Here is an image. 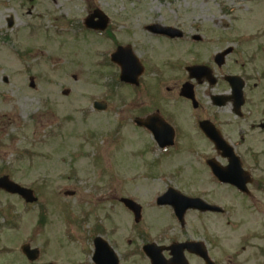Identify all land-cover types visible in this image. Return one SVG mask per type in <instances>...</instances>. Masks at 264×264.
<instances>
[{
	"label": "rangeland",
	"instance_id": "rangeland-1",
	"mask_svg": "<svg viewBox=\"0 0 264 264\" xmlns=\"http://www.w3.org/2000/svg\"><path fill=\"white\" fill-rule=\"evenodd\" d=\"M30 7L34 8L29 15ZM98 7L109 15L113 27L111 37L105 40L81 27L86 15ZM11 15L15 16L13 29L7 26ZM151 23L183 24L187 35L209 32L217 43L195 50V47L189 49L188 43L147 42L149 34L143 31ZM198 27L202 28L198 30ZM120 34L123 35L119 38ZM244 34L256 35L245 49L247 55L256 53L254 60L242 68L241 57L238 64L230 62L226 70L244 71L258 78L264 73V0H34L33 4L28 0H0V115L11 118L10 122L0 117V170L9 171L23 184L39 188L42 202L48 207L46 226L39 228L38 206H27L18 196L0 192V206H4L0 210L12 212V218L0 213V264H31L19 252L20 244L27 240L42 248L44 262L54 259L55 264H88L87 251L82 246L89 240L88 224L83 222L79 228L75 223L79 217H88L85 208L95 217L105 215L110 205L103 199L105 175H123L122 185L134 187L144 183L141 176L151 174L157 165L161 171L183 168L181 183L188 191L201 194L206 189L207 193L203 194L208 201L225 205L230 211V224L217 214H191L189 229L197 236L206 235L213 241L221 227L235 242L248 231L246 228L252 230L258 223L262 224L259 228L264 233L262 201L249 203L236 193L238 200L234 189L209 183L207 174H199L184 155L164 158L152 166L154 157L148 156L145 148L141 149V145L146 147L147 139L125 120L136 112L135 94L130 88L117 85L113 69L101 61L106 51L130 40L138 48L141 38L147 54L155 59L149 60L139 53L142 65L159 68L171 60L167 65L172 69L166 72V78H177L184 75L177 70L187 66L184 60H196L195 54L199 52L201 61L209 63L212 54L234 44L233 40ZM174 56H179L177 61ZM30 76L35 78V88L30 86ZM65 89L70 90L68 95L63 93ZM250 95L248 118L233 128L239 143L237 148L258 178L264 176V171H256L254 166L255 161L261 165L264 159V128L261 129L264 80ZM95 99H107L108 109L93 111ZM255 103L259 106L252 108ZM118 121H122L121 134L116 129ZM209 148L207 145L208 152ZM189 167L205 183L191 185L194 178L189 175ZM135 172L140 176L137 182L130 179ZM68 188L76 190V194L65 196L62 191ZM253 188L251 196L258 198L259 190L254 184ZM262 194L261 198L264 190ZM115 208V217L128 226L130 216L118 206ZM258 208L262 214L255 212ZM65 216L75 221L71 229ZM259 219L262 220L255 222ZM6 249L8 253L3 252Z\"/></svg>",
	"mask_w": 264,
	"mask_h": 264
},
{
	"label": "flooded vegetation",
	"instance_id": "flooded-vegetation-1",
	"mask_svg": "<svg viewBox=\"0 0 264 264\" xmlns=\"http://www.w3.org/2000/svg\"><path fill=\"white\" fill-rule=\"evenodd\" d=\"M146 28L158 38L173 39L169 35L162 34L164 32L153 31L150 26ZM176 28H178V34L172 42H182L184 44L185 42L182 41L185 37L184 27L180 25ZM190 39H193L191 43L196 47H199V44L203 42V37L197 34L191 35ZM188 42L190 44V41ZM178 57L174 56L173 59L178 60ZM196 58L198 60L194 64H206L212 68L216 77L213 83V78L191 77L189 72L177 78H166V76L142 78L136 89L137 109L133 119L141 137L147 139L145 142L146 147L141 145V149L145 148L148 156L151 154L150 148L152 146H156L159 151H162V148L159 147L160 142H172V146L168 149L170 152L166 158L184 155L197 167L199 174L204 173L206 175L211 173V169L207 168L208 159L214 158L222 164L228 162L223 155L224 152L218 149L212 139L207 136L206 126L212 127L211 124H214L224 138L235 148L234 136L236 129L229 126L233 125L234 119L245 118L246 111L245 106H243L241 113H238L234 100L225 105L217 103L226 100V96L232 93L231 86L225 78L226 75L223 74L225 65L220 66L211 62H203L200 57L198 58V55ZM213 61H216V56H213ZM166 68L169 67L165 66L162 70L164 71ZM185 85L190 86L188 95L183 92ZM217 95L224 96L217 100ZM131 116L125 117L126 122ZM214 132L212 133L214 134ZM207 145L210 147V153H208ZM141 154L143 155V152ZM156 163L154 160L152 166H156ZM188 171L189 175L194 178L190 181L193 183L191 185L202 181L205 183V180L197 178L194 168L189 167ZM183 172H185L183 168L161 171L157 165L156 169L151 171V174L141 176L144 183L140 185L134 187L122 185L121 179H118V185L113 190L110 184L107 185L105 197L108 201L109 199L115 200L125 207L121 199L130 197L140 204L142 212L139 223H134L135 226L133 224L129 227L124 226L120 218L116 219L109 213L104 217L102 235L116 250L120 264H142L143 262L151 264L144 248L154 243L162 245L163 256L161 260L167 263L172 258V250L167 247L188 240L204 241L214 264H264V233L259 228V225H262L261 223L253 225L254 227L250 233H243L240 241L237 238L235 242H232V238H229L228 234H225L220 227L216 230L215 239L212 242L206 235L197 236L195 231L189 229L186 221L184 223L180 222L174 214V207L171 204L162 203L161 198L171 189L190 196H200V194L188 191L187 187L181 183ZM119 176L124 177L123 175ZM139 178L140 176H137L135 172L130 179L137 182ZM108 182H111V179ZM223 186L230 187L228 185ZM164 200L176 202L178 197L169 194ZM125 210L132 214V217L134 216L131 210L126 207ZM190 212L197 213L198 216L202 214L198 210H188L186 215ZM220 213L223 214L224 212ZM165 216L167 218L163 223L167 227L161 229L159 220L164 219ZM204 229L206 230V227ZM234 231H237V229H234ZM125 232H128L126 241L124 239ZM202 234H205L204 230ZM176 252L180 253V249L177 248ZM184 255L195 264L200 262L205 264L203 259L187 250H184Z\"/></svg>",
	"mask_w": 264,
	"mask_h": 264
},
{
	"label": "water",
	"instance_id": "water-1",
	"mask_svg": "<svg viewBox=\"0 0 264 264\" xmlns=\"http://www.w3.org/2000/svg\"><path fill=\"white\" fill-rule=\"evenodd\" d=\"M229 50H226V52H224L223 54H221L220 56H223L225 55ZM115 56V55H114ZM116 61H119L120 62V59L119 58H114ZM122 63V67H123V73H122V78H125V77H128L129 73H130V78H135V76L137 77L139 75V71H133L132 72H128L129 70L127 69L128 67V63L127 62H121ZM131 65V64H130ZM135 81V80H134ZM236 165H238V162H236ZM0 185H3L5 187H8L9 189H12V190H15L17 189V187L12 184L11 182L8 181V179L6 177L4 178H1L0 179ZM33 253H31L30 255H32ZM33 258V255L31 256V259Z\"/></svg>",
	"mask_w": 264,
	"mask_h": 264
}]
</instances>
